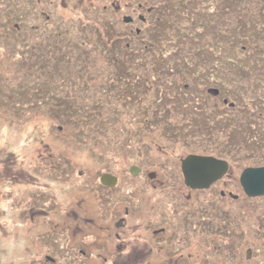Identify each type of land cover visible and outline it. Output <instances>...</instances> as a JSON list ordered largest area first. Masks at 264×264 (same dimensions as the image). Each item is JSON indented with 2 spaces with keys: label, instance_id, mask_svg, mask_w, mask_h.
<instances>
[{
  "label": "rangeland",
  "instance_id": "obj_1",
  "mask_svg": "<svg viewBox=\"0 0 264 264\" xmlns=\"http://www.w3.org/2000/svg\"><path fill=\"white\" fill-rule=\"evenodd\" d=\"M221 1L222 0H0V68L3 73L0 75V85H7L11 90L17 88V86L23 89V91L18 94H13L11 92L8 97L5 96L7 98L3 97V94L0 92V173L4 172L9 176L4 180V183L5 181L11 180L14 173L19 171L21 165L27 168L29 163L27 161L31 159L37 160L39 158L44 159L48 151L53 155V177L47 176L45 174L46 170L42 167V174L39 175L43 179H41L40 182L37 180V183L41 185L38 189L41 198H39L40 205L38 202L35 206H40L41 212H37L34 216L30 215L27 219H22V221L27 222L26 225H22L20 224L21 220H18L19 214L17 213V209L10 206L8 207V209L14 212L9 213L8 217L9 219L12 217L16 223L13 225L11 221H8L11 222L9 228L6 231L0 229V264H19L14 258L18 253H22V251H19V246L23 240L24 234L21 235L19 230L21 229V233H24L26 230L28 234H35L38 230L33 229L28 231L30 223L34 225V221L37 226L41 220L48 218L51 216L50 214L53 213V223H55L60 220L61 215L67 209L64 213V217L66 216L65 218L69 219L72 217V215L69 217V211H76L77 213L73 214V216L80 217V221L86 223V220L84 221L82 219L86 216V211L90 206V200H88L89 198L87 197L90 194L89 185L83 182H86L89 178L92 183L95 176L99 174V169L105 165L112 169L118 168L120 172H126V169L130 167V165H132L131 163L137 158L136 152L139 149H136V147L142 144L141 140L146 143L148 139L154 146V153L153 156H151L152 164L149 169L157 173H174L175 170L173 168L175 167V163L178 165L179 169L180 159L188 154L199 153L219 155V152H224L222 147L224 144L234 151H229L228 154L230 157L234 156L235 160L234 167L229 171V175L233 180L234 178L238 180L244 167L262 165L263 153L261 154V152L264 150V138L259 135L263 133L264 121H259L256 126L253 124V126L249 127L246 132L251 136L248 137L245 135L244 129L238 128L240 123H242L239 119V115H231L229 112L228 121L222 118L220 119L222 123L218 122L216 119L217 115H215L217 122L213 133L211 132L210 121H212L214 117L210 119L207 115V111H203V113L196 112L193 107H189L188 111L191 115L186 114L184 119H180L182 116L179 114L170 116L168 113H165V115L161 117L159 113L161 111L160 108L153 103L154 101L152 100L151 94H149V99L147 96L146 104L142 106L129 105L128 108L130 109L127 108L124 113L121 114L117 124L112 126V123L117 121L111 116V112H114V109L112 108L111 111H106L104 109L106 103L96 105L97 103L95 102L87 101L88 98H93L94 96L95 98L99 97L100 87L105 86L111 77L109 75L111 58L106 48H104L105 46L98 45L99 41L95 40L97 35L92 33L94 30L86 29L87 25H94L93 28L95 29L103 28L116 31H124L125 28V30H128L129 27H137L141 29L138 31V36L135 35L134 37V34L130 35L128 31L127 36H131L132 40H134L132 44L138 45V47H141V45L147 42V34L143 31H145V29L154 31L149 34L151 37L150 42H153L155 45L158 41L163 46H166V53H173L178 49L176 52L178 54L181 50H188L187 48H182L181 44H179V40L180 43L181 41L187 40V45L189 46L190 40L194 39V31L191 29V23L188 19L194 20V22L199 20L201 23H204L206 18L212 19L216 11L221 10L218 12L216 18L219 20L220 18H227V21L213 22V24L209 23L206 24L205 27L201 26L203 32L200 33V40L193 43V46L195 47L197 43L212 46L214 45L213 40L216 35H225L228 33L229 40L226 41L227 43H223L224 48L220 50L221 53L218 54L217 57L212 54V52H209L208 49L203 51L205 58L209 56L215 59L220 58L221 62L219 61L218 64L222 63L221 65L223 66L226 57H232L233 55V59H235L234 55L239 48L247 44V39L242 36L243 33H246V29L244 28L247 22L245 20L250 19L256 21L253 16L259 14L258 11H255L256 8L251 4L253 0H240L237 4L235 0H228L226 2L227 6L233 7L230 8V11L229 9H223L224 2ZM188 4L193 9H186ZM198 7H200V9L207 7L210 9V12L205 14L202 10L198 12L194 11V9L196 10ZM215 7V13H213ZM174 13H176V16H174ZM53 14L58 16V22L60 24H62L63 17L66 16L64 17V22H67L65 25H70V29L68 28L66 34L63 33V38L59 41V43L62 41L64 44H58L54 51L59 49V46L74 44L72 49H68L64 53L65 55L63 53L61 54V58H67L68 62L66 63L69 64L70 69L68 73L71 75L72 79L86 76L84 89L79 90L77 92L79 98L75 95L73 100H71V97L76 89H72L71 96L67 99L66 91L60 88L68 87L61 84L63 81L62 76H66V74L63 68H57L61 67L60 65L55 67L56 65L53 61L54 57L50 54L53 53ZM236 15H242V20L238 19ZM126 16H130L133 19L126 22L124 20ZM158 17H160V20H156ZM164 20H167V23H172L173 21L175 24L174 29L166 30V23ZM229 20L234 21L236 25L234 34L232 35L229 34V29L231 28V26L228 27ZM243 20L245 24H242ZM261 21L260 25L263 26L264 21ZM159 28H163L162 30H164V34L166 35L164 40L162 39V34H160L159 37L154 35L155 30ZM102 30H97L96 33L98 34ZM176 30L183 32L182 38L185 40L177 37L176 34L178 32L176 33ZM223 39L226 40V36H223L222 40ZM85 40L90 41L87 43ZM45 41L51 42V44L48 42L50 44L49 48L46 47L43 50L38 49V47L36 49L33 48L38 46L39 42L44 43ZM30 43L34 44L31 50L35 49L36 54L35 52L33 54L30 49H27ZM40 45L42 46L43 44ZM12 49L22 50L19 52H22L24 58L23 61L20 58L23 62L20 63V67L24 68L17 69L14 67L13 70H11L10 67L13 64L12 62L15 61L13 54H10V50ZM14 52H16V50H14ZM60 52L59 50V53ZM160 52H162V50ZM54 53L56 54L55 57L59 54L57 52ZM166 53H163L164 57L162 56V59L165 60L166 64L173 63L174 59L172 61L165 59ZM46 57H48L47 61H45ZM248 60L251 61L249 58ZM86 62L91 64L89 65L90 67L87 68L85 66ZM70 63H72V69ZM25 65H28L26 66L28 68L25 69ZM158 67L160 68V65H158ZM73 69H75V71H73ZM162 69L163 68L160 70ZM88 71L89 73H87ZM43 76L44 79H53V82L46 83L45 86H42V84L36 86L37 84L32 82L33 80L40 82ZM95 76L98 78L93 80L92 78H95ZM239 76L244 80L242 74ZM139 77L141 78V76ZM251 77H253V81L254 76ZM252 81H250V83ZM251 86L253 87L254 85ZM52 89L53 104L50 102L51 106L49 103L48 105H44L40 102H36L33 105L22 107L19 103L20 100H24L22 96H24L26 92L38 94L40 91L45 93V91H50ZM241 90L247 93L242 97L248 100H255L254 102H248L250 105L253 103L255 108H260L259 102L261 100L264 101V90L260 85H256L254 89H245L241 87ZM153 94L155 95V91H153ZM205 97L208 99L207 96ZM82 99L83 101H80ZM200 99H202V97H200ZM119 102L120 100L115 99L113 101V107ZM60 105L67 108L60 109ZM230 105V103L226 104V106ZM89 106H92L91 108L99 117L98 122L100 121V127L102 128L101 134L91 133L97 129V123L92 119V123L89 121V123H91V132H87L89 130L88 126L86 127L87 131L82 128L83 111L86 107L88 111ZM134 109H138V111L133 113ZM162 109H164V107H162ZM54 110H57V112L55 113ZM174 110H176L175 112L182 111L179 106L175 107ZM141 111L146 115H150L153 112L155 117L153 116L152 119L149 118L148 122H146L144 117H138ZM208 111H210V109ZM155 118L157 119L154 120ZM161 118H168V125L173 124L177 128L188 131L186 133H180L183 137L179 141L176 140L175 144L173 143L174 136H170V139L168 137L169 135H164L167 149L159 142L161 137L160 128L164 126V121H162ZM171 121H175V123H171ZM204 122H206L208 126L203 125ZM248 122L247 120V123ZM85 124L87 125V122ZM134 125L138 126L139 131L132 134L131 128L135 127ZM146 126L149 131L144 135L143 127ZM191 128L194 129L195 133L187 135ZM230 128H234L236 131L231 132L228 136L227 133L225 135L223 131ZM171 131L173 130L169 129L168 132ZM117 132H120V135ZM255 134L256 136L254 137L253 135ZM130 136L133 138L131 139ZM122 141L126 142L124 147ZM256 141H260V144H256ZM237 145H239V147L242 145L243 147L237 149ZM17 167L18 170L15 171ZM178 172V170L175 171V173ZM173 180L178 182L179 178L173 177ZM45 182H48V186L45 185ZM46 189L48 191H45ZM51 189L53 190V207L49 203L52 193L50 192ZM2 201L9 203L10 199L4 198ZM263 202L264 201L259 202L261 204V209L258 206L252 207L249 214L242 213L240 208H238V210L234 208V210H236L233 218V222L236 224L234 235L238 239L235 238L233 243H231L235 244L233 245L235 246L233 251L229 249L230 244H224L225 246L223 248H218L217 250L215 248L216 257H220L222 262L226 263L231 261L235 251L240 250L245 254L247 247L250 245L256 248L255 252L258 254L260 253V248L263 249L261 253L264 254V247L261 245V243L264 242ZM2 205H4V203H2ZM4 216L7 217V213H0V223L5 220L3 218ZM243 216L245 217L244 220ZM65 218L64 220H68ZM258 220L262 223L258 222ZM69 221H71V219ZM244 222L248 225H243ZM48 226L49 225H43L42 230H46ZM257 227L259 230H256ZM243 230H247L248 232L247 241L240 238ZM228 235L229 233L226 234L227 237ZM187 237L189 238V236ZM238 246L240 247L239 249L237 248ZM197 250L199 251L198 247ZM191 251L195 252L196 250L191 249ZM185 264H194V260H187Z\"/></svg>",
  "mask_w": 264,
  "mask_h": 264
},
{
  "label": "flooded vegetation",
  "instance_id": "obj_2",
  "mask_svg": "<svg viewBox=\"0 0 264 264\" xmlns=\"http://www.w3.org/2000/svg\"><path fill=\"white\" fill-rule=\"evenodd\" d=\"M188 8L191 9L192 7L188 4L186 9ZM200 10L205 14L210 12L207 7L194 9L196 12ZM165 36L162 34L163 40ZM208 47H210L208 44L201 45V51H198L199 53L192 52L193 56L191 57L184 56L186 52L183 50L177 54V49L173 53L181 61L192 62L197 57L205 56L202 53ZM194 50L197 51L198 47H195ZM209 52L211 51L209 50ZM219 66L218 71L214 72L211 77L205 78L207 84L210 79L216 80L215 84H211L210 87L207 86L205 90L212 96L216 95L213 107L216 111V119L222 123L220 119L224 118L226 121L229 118L228 111L231 110L236 113L239 105L236 107L238 100L236 94L234 96V94L225 93L226 88L229 87L228 83L224 81L227 74L223 66ZM237 77L236 81L241 79L240 76ZM144 82L146 83V81ZM168 97L165 99L174 103V109L180 98L175 97L174 100H169ZM220 97L224 102L231 105L226 106V103L217 105ZM73 99L74 97H71V100ZM161 103L163 105L166 102L161 101ZM206 109L208 108L206 107ZM137 111L138 109L134 113ZM159 113L161 117L165 115L161 111ZM188 113L190 112L186 110V114ZM139 116L144 117L148 122L149 118H153L154 113L146 115L141 111ZM216 119L210 121V128L215 127ZM162 121H164V126L160 128L159 142L167 149L164 135H169L170 139L174 136L173 143L175 144L176 140L179 141L183 137L180 133L188 131L177 128L173 124L168 125L167 119H162ZM171 123H175V121H171ZM203 125H207V123L204 122ZM134 126L131 128L132 134L139 131L138 126ZM169 129L173 131L168 132ZM231 129L224 130L227 136ZM148 131L147 126L143 127L144 135ZM193 133L195 131L191 128L187 135ZM130 138L133 137L130 136ZM141 143L139 147H136L139 149L136 152L137 158L131 163L137 166L136 173L130 172L132 165L126 169V172H120L118 168L110 170L105 165L99 169V174L95 176L92 183L89 178L83 182L89 185L90 194L87 196L90 200V206L88 205L87 214L82 219L86 220V223L80 221V217L73 216L77 213L76 211H67L69 217L71 215L72 217L65 218L64 213L67 209L61 215L62 219L60 218L55 223H53V213L48 218L41 220L37 226L35 221L34 225L30 223L28 231L35 229L38 232L28 234L26 230L24 233H21V229L19 230L21 235L24 234L19 246V251L22 253H18L14 257L16 260H14L18 261L19 264H185L187 260L191 259L194 260V264H264V254L261 253L263 249L260 248L258 254L255 252L256 248L251 245L247 247L245 254L240 250L235 251L233 259L229 262H222L220 257H216L215 248L216 250L223 248L224 244H230L229 249L231 251L235 249L233 246L235 244H231L235 238L238 239L234 235L236 225L233 222L234 212L240 208L242 213L249 214L252 207L258 206L261 209V204L258 205L255 202L251 206V198H261L264 201V194L250 196L245 191L240 179L241 173L238 180L236 178L233 180L230 177L229 171L235 163L234 156H228L229 151L234 152L232 148L224 144L222 146L224 152H219V155L196 153L197 155H210L226 160L228 170L208 187L194 188L186 183V177L181 167L182 160L189 154L180 159L179 169L175 163L173 169L178 170V173L175 171L174 173H157L149 169L152 164L151 156L154 153L152 142L147 139L146 143L143 140ZM27 162H29L27 168L21 165L19 171L14 173L10 181L4 183V180L9 176L7 173H0V213H7V217H3L5 220L0 223V229L3 231L9 228L11 222L13 225L16 223L12 217L11 219L8 217L9 213H14L8 209L9 206L17 209L18 220H21L20 224L22 225L27 224L22 219H27L30 215L34 216L37 212H41L40 206H35L41 198L38 190L41 185L37 183V180L40 182L43 179L39 175L42 174V167L46 170L47 176L53 177V155L48 151L44 159H31ZM17 170L18 167L15 171ZM104 173H109L111 185L103 183L102 175ZM173 177H178L179 181L176 182ZM45 185L48 186V182H45ZM50 192L52 193L49 203L53 207V190L51 189ZM4 198H9L10 202L5 203L2 201ZM64 218L68 220H64ZM70 219L71 221H69ZM43 225L49 226L46 230H42ZM243 225L248 224L244 222ZM256 230L259 228L257 227ZM228 233L227 237L226 234ZM247 236V230H243L240 238L247 241ZM237 243L239 244L238 241ZM261 245L264 247V242ZM191 249L196 251L193 252Z\"/></svg>",
  "mask_w": 264,
  "mask_h": 264
},
{
  "label": "trees",
  "instance_id": "obj_3",
  "mask_svg": "<svg viewBox=\"0 0 264 264\" xmlns=\"http://www.w3.org/2000/svg\"><path fill=\"white\" fill-rule=\"evenodd\" d=\"M227 1L228 0L221 1V2H224L223 9L224 10L229 9L230 11V8L232 6L231 7L227 6L226 4ZM238 1L240 0H235V3L237 4ZM251 4L253 5V7L256 8L255 11L256 12L258 11L259 15L253 16L255 17L256 21H252L250 19L245 20L247 22V25L244 28L246 29V33H243L242 36L245 39H247V44L239 48V50L234 55L235 59H233V55L232 57H226V60L224 61V65H223V68L225 69V72L227 74L226 77H224V81H226L229 86L226 88L225 93L228 95L234 94V96L236 94V97L238 99L236 102V107L239 105L236 113L231 110L228 112L233 113L232 115H239V119L242 121V123H240V126L238 128L242 130L244 129L245 130L244 133L248 137L251 136L249 135L248 132H246L249 129V127L253 126V124L256 126L259 121H262V122L264 121V101L261 100L259 102L260 108H255L253 106V103L252 105L248 103V102H254L255 100L253 99L248 100L242 97V96H245L244 94H247V93L246 91L241 90V87L245 89H254L256 88V85L258 86L260 85L264 90V24L263 26L260 25V23L262 22L261 20L264 21V0H253ZM219 11L221 10H217L215 13V10H213V13H215L214 17L212 19L206 18L204 20L205 24L203 22L201 23L199 20H196L194 22V20L192 21L191 19H188V21L191 23V29L194 31L193 40L195 41L194 42L193 40H190L189 46L187 45L188 41L182 38L183 32H179L178 30L176 31L178 32L176 34L177 37L185 40V41H181V43L179 40V44H181L182 48L188 49L185 51L186 53L184 54V56L191 57L193 56L192 52L194 53V52L201 51V45L203 44L197 43V45L195 46V47H198L197 51L194 50L195 47L193 46V43H196L197 41L200 40V33L203 32L201 30V26L205 27V25L209 23L213 24V22L217 23L219 21H222V22L227 21V18L225 19V18L218 17L220 18V20L216 18ZM174 16H176V13H174ZM54 17H55V20H54ZM64 17L62 19V24H60L58 22L59 20L58 16L56 14H53V27H54V30L52 31L53 53H50V52L49 53L52 54V57H54L53 61L56 65L55 67L60 65L61 67H57V68H63L66 74V76L65 75L62 76L63 81L61 82V84H64L68 87L67 88L60 87V88L66 91L67 99H69V96H71V93L73 91L72 89H76V91L73 92L72 97H74V95H77V92L79 90L84 89L83 87H85L86 76L77 77V79L75 78L72 79L71 75H69L68 73L70 69H69V64L66 63L68 62L67 58L66 59L61 58V54L62 53L64 54L68 49H72L74 44H67V45L59 46L58 47L59 49H56L54 51V49L57 47L58 44H64L62 41L59 43V41L63 38L62 37L63 33L66 34L68 28L70 29L69 27L70 25L69 26L65 25V23L67 24V22H64L65 21ZM236 17L240 20H242L243 18L242 15H239V16L236 15ZM156 20H160V17L156 18ZM245 21L243 20L242 24L243 23L245 24ZM164 22L166 23V28H165L166 30L174 29L175 24L173 23V21L172 23H167L168 21L164 20ZM93 26L94 25H87L86 26L87 28L86 27L85 28L87 30L93 29L94 31H92V33H95V35H97L95 40L99 41L98 45L100 44V45L105 46L104 48H106V51L108 52L111 58V66H110L111 68H109V71H110L109 75L111 77L109 79V82L105 86L100 87V96L97 98H95V96L93 98H88L87 101L95 102L97 103L96 105L100 103H106L105 107L103 106L106 111H109V110L111 111V109L113 108L114 112L113 111L111 112V116L114 117V120H117V121L115 123H112V126H115L117 124L121 114L124 113V111L129 107V105L132 104L133 106H138V105L142 106L143 104H146L147 96L149 94H151L152 100H154L153 103L156 106L159 107V104L161 105L159 107L161 112L168 113L170 116L174 114H179L182 116L181 118L184 119L185 117L184 114H186V110H188L189 107H193L194 111L201 112V113H203V111H208L210 109V111L212 112L208 111L207 115L210 119H212V117H214L215 119L216 111H214L215 108L213 107V104H214L216 95H213V96L210 95V93L206 92L205 89L207 86L210 87L211 84H215L216 80L210 79L207 84L206 83L207 79L205 78L211 77L214 72L219 70L220 68L219 65L222 64V63L218 64L219 59H215L214 57L205 58V56H201V57H197L195 61L192 60V62L181 61L176 58L174 53L173 54L171 52L166 53L165 51L166 46H163L160 42L157 41L155 45L153 42H150L151 37L149 34L153 33L154 31L145 29V31L143 32L147 34L146 36L147 42L146 44L141 45V47H138V45L132 44L134 40H132L131 36L130 37L127 36V31L129 32L128 34L130 35L134 34V37H135V35L138 36V31L141 30L139 28L129 27L128 30H125L126 29L125 28L124 31H116L112 29L106 30L103 28H102L103 30L95 29L93 28ZM229 26H231V28L229 29V34L232 35L234 34V30L236 28L234 21L229 20L228 27ZM80 28L83 29L82 27ZM162 29L163 28L161 29L159 28L155 30L154 35L159 37L160 34H164V30ZM97 30H102V31H100L97 34L96 33ZM248 33H251V34H248ZM99 34H102V35H99ZM223 36L224 37L226 36L227 39L222 40ZM227 40H229L228 33H226L225 35L223 34L216 35L215 39L213 40L214 45L208 47V49L217 57V55L221 53L220 50L224 48L223 43H227L226 42ZM89 41H86V42L88 43ZM48 42L51 44L50 41H45L44 43L39 42L38 46H35V47H33L34 45L33 43H30L28 44L27 49L31 50V47L35 49L38 47V49L43 50L46 47L48 48L50 47V44ZM249 43H252V44H249ZM40 44H43V45L41 46ZM35 49L31 50L33 54L35 52ZM14 50H16V52H14ZM59 50L61 51L60 53H59ZM161 50L162 52H160ZM19 51H22V50L21 49L10 50V54L12 53L15 58V61L12 62L13 64L10 67L11 70H13L14 67L17 69L24 68V67H20L21 66L20 63H23L22 61H23L24 56L22 52H19ZM54 52L59 53L56 56L57 58L55 57L56 54ZM164 52L166 53L165 59L168 61L169 60L172 61L174 59L173 63L171 64L165 63V60L162 59ZM148 55H150L151 57ZM20 58L22 59V61L20 60ZM248 58L251 59V61H249ZM47 59L48 57H46L45 61H47ZM70 65L72 69L73 68L72 63H70ZM89 65L91 64L89 62H86L85 66L87 68L90 67ZM158 65H160V68L158 67ZM26 66L28 65H25V69L28 68ZM161 68L163 69L160 70ZM73 71H75V69H73ZM87 73H89V71ZM2 74L3 73L1 72V68H0V75ZM241 74L244 80L240 79L236 81L238 79L237 76ZM139 76H141V78ZM251 76H254L253 81H252L253 77ZM97 78L98 77L95 76V78H92V79L96 80ZM144 81H146V83ZM250 81L252 82L250 83ZM32 82L36 83L37 84L36 86H38L39 84H42V86H45L46 83H52L53 79L51 78L44 79V76H43V79H41L40 82L34 81V80ZM141 84H144V85H141ZM251 85H254V86L252 87ZM22 91L23 89H21L20 86H17V88H14L11 90L10 88L7 87V85L6 86H3L2 84L0 85V92L3 94V97L5 96L8 97V95L11 94V92L13 94H18V93H21ZM153 91H155V95L153 94ZM231 91H233V93H231ZM167 96H169L168 97L169 100L171 99L174 100L175 97L180 98V101L178 103L176 102L175 103H176V107L179 106L180 109H182L181 112H178V111H177L178 113L175 112L176 110L173 109L174 103L172 101H167L165 99ZM205 96H207L208 99H206ZM22 97L24 98V100H20L19 102L22 107L26 105L28 106L33 105L36 102H40L44 105H48L49 103L51 106V103L53 104V89L50 91H45V93H43V91H40L38 94H31V93L26 92L25 95ZM81 97H84V96H81ZM200 97H202V99H200ZM77 98H79L78 95H77ZM115 99L120 100V102L118 103L119 105L116 104L113 107V101ZM80 101H83V99ZM161 101L162 102L164 101L166 103L162 105ZM168 102H171V103H168ZM221 103L227 104V102H224L223 99H221L220 97L219 100L217 101V105H221ZM91 107L89 106L88 111H87V107L83 111V115H82L83 127L82 128H84L87 131L86 127L88 126L89 130L87 132H91L90 126H91V123L93 122L92 120H95L97 123V129L92 131L91 133L101 134L102 128L100 127L101 125L100 121L98 122L99 117L97 116V114ZM162 107H164V109H162ZM206 107L208 108V110L206 109ZM66 108L67 107L60 105V109H66ZM134 110H133V113H134ZM247 112H248V116H247ZM250 112H251V116H250ZM188 114L191 115V113H188ZM247 120L250 122V125H249V122L247 123ZM89 121H91V123H89ZM86 122H87V125L85 124ZM215 122H217V120ZM214 128H211V132L215 130ZM233 131H236V130L233 128V130L231 129V132ZM223 132H225V135H226V131H223ZM117 133L120 135V132H117ZM263 133H264V127H263ZM262 134H260L259 136L264 138V134L263 136ZM253 136L255 137L256 134ZM258 143L260 144V141H256V144ZM122 145L124 147L126 145V142L122 141ZM237 146H236L237 149L243 147L242 145L240 147L239 145ZM262 153H263L262 164H264V150L261 152V154ZM106 168L110 170H114L110 167H106ZM259 199L261 198H251V201H250L251 206L253 202H255V204L260 205L259 202L262 201V199L261 200ZM256 200H259V201H256ZM258 221L261 222L260 220Z\"/></svg>",
  "mask_w": 264,
  "mask_h": 264
},
{
  "label": "water",
  "instance_id": "obj_4",
  "mask_svg": "<svg viewBox=\"0 0 264 264\" xmlns=\"http://www.w3.org/2000/svg\"><path fill=\"white\" fill-rule=\"evenodd\" d=\"M131 19L130 16L124 17L126 22ZM136 167L132 165L130 172L136 173ZM181 167L188 185L194 188H204L227 172L228 162L213 156L190 154L182 160ZM240 179L245 191L250 196L264 194V165L246 167L241 172ZM110 180L109 173L102 175L103 183L111 185Z\"/></svg>",
  "mask_w": 264,
  "mask_h": 264
}]
</instances>
